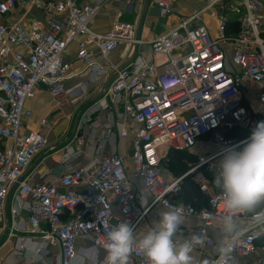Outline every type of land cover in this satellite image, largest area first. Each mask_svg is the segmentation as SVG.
I'll list each match as a JSON object with an SVG mask.
<instances>
[{
	"label": "built area",
	"instance_id": "1",
	"mask_svg": "<svg viewBox=\"0 0 264 264\" xmlns=\"http://www.w3.org/2000/svg\"><path fill=\"white\" fill-rule=\"evenodd\" d=\"M177 1L149 0L161 16H169ZM198 1L202 6L144 41L136 37V18L114 19L103 32L90 27L104 8L123 3L122 13L136 15L134 9L144 0L94 5L0 0V225L6 238L25 233L43 244L35 264H73L74 255L90 248L102 262L100 251L107 254L103 245L115 226L111 219L116 225L128 222L136 231L154 206H182L187 218L199 222L195 233L205 237L204 245H214L208 227L217 224L223 210L221 188L215 191L211 185L217 159L264 121V0ZM33 11L44 18L32 15L26 28L19 17ZM80 38L75 61L66 60L69 44ZM144 44L145 52L140 50ZM119 47V62L109 61ZM76 65L88 70L87 80L65 87L64 81L78 74ZM100 79L105 84L79 112L73 136L60 152L45 155L46 135L25 128V120L33 116L26 101L43 87L58 106L61 96L73 97L72 103L78 104L86 85ZM252 100L257 108L249 107ZM100 112H105L104 122L98 120ZM47 123V118L40 120L41 126ZM240 132L246 135H235ZM128 136L129 164L116 151L118 138ZM206 137L216 150L198 154L185 173L167 179L165 154L191 151ZM48 158L56 163L52 168L44 163ZM36 168H43L37 180ZM185 176L209 195L208 206L196 208L173 198ZM241 222L246 225L245 214ZM258 231H246L233 244V264H264V234ZM12 253L26 254L19 248ZM218 259L217 253L205 264H217ZM128 264H145L139 250Z\"/></svg>",
	"mask_w": 264,
	"mask_h": 264
},
{
	"label": "clouds",
	"instance_id": "2",
	"mask_svg": "<svg viewBox=\"0 0 264 264\" xmlns=\"http://www.w3.org/2000/svg\"><path fill=\"white\" fill-rule=\"evenodd\" d=\"M216 183L223 203L217 218L221 233L217 264H233V244L246 231L258 229V235L264 234V121L239 146L223 149ZM241 214L246 215V225H242ZM159 215L160 219L139 235L128 222L112 226L103 245L107 254L102 262L98 261L97 250L90 248L74 255L73 264H128L136 250L145 264H199L195 250L207 241L198 232L187 237L182 234L181 226L188 220L182 206L164 207ZM20 247L34 262L41 259L42 243L28 240Z\"/></svg>",
	"mask_w": 264,
	"mask_h": 264
},
{
	"label": "crops",
	"instance_id": "3",
	"mask_svg": "<svg viewBox=\"0 0 264 264\" xmlns=\"http://www.w3.org/2000/svg\"><path fill=\"white\" fill-rule=\"evenodd\" d=\"M78 4L80 5H94V4H99L103 2L104 0H76ZM144 3L141 7H136L135 14L132 13H123L120 14L119 12L124 10L125 5L123 3H117L113 4L110 7L104 8L102 12L97 14L95 18L90 22V27L97 32H103L107 30L111 24V22L114 19H118L121 21H128L132 22L137 19V25L139 21V17L141 14V11L143 9ZM175 8V7H174ZM121 9V10H120ZM184 12V11H183ZM182 12V13H183ZM18 12L14 13V17L16 18ZM185 14V13H183ZM32 15L36 17L39 20H43V15L40 12L33 11L27 16L19 17L21 22L26 28H29L31 20H32ZM127 17V19L132 18L131 20H124L123 18ZM159 18L162 20H159ZM168 20H175L173 17L170 16H161L158 9L150 4L148 6V11L145 17V21L142 27V30L140 32V37L144 41H149L150 39L154 38L158 34H162L163 32H166L169 30L175 23L168 24ZM161 21V28L158 29L159 22ZM137 32V30H136ZM83 38L73 40L66 52L64 53V58L66 60H71L75 61V54L78 48V43L82 40ZM147 45L144 44L140 47V50L145 52L147 49ZM121 52V47H119L117 50L112 52L109 56V61L118 63L119 62V54ZM77 66V65H76ZM77 72L78 74L70 79H67L64 81L65 87H70L78 82H85L87 80V73L88 70L82 68L80 65L77 66ZM105 81L103 80H93L89 84L86 85L85 87V98L83 101L78 104H73V97H65L61 96L58 98L60 100V105H56L54 98L49 94V92L43 88L40 87L37 91V94L35 95L34 98L29 99L26 101V107L31 109L33 111V116L29 119L25 120V128L26 129H41L43 133L46 135L47 139L51 136L55 137H62L70 128L71 132H75L77 128V123H78V117H79V112L82 111L88 103L96 99L97 95L101 92V89L104 86ZM249 107L257 108V103L255 101H251L249 104ZM78 112V114H77ZM99 122H104L106 120L105 118V112H100L99 115L97 116ZM42 118H47L48 123L47 125L41 126L40 120ZM134 125L130 123L128 127H133ZM241 132L238 134L240 135ZM54 137V138H55ZM56 143V141H55ZM51 144V145H50ZM54 144V143H53ZM55 148L49 149L47 148V152H45V155L47 154H53L55 152H60V148H58L57 144ZM52 146V143L48 144V147ZM216 150L215 144L212 142L210 137H206V142L205 143H198L191 151H188L189 154L198 156L199 155H206L209 154L213 151ZM116 151L124 155L126 157V162L128 163L129 161V154H130V137L128 136L127 138H118L117 144H116ZM222 156L217 159V162H220ZM45 165L47 167L52 168L53 166L56 165L54 160L52 158H48L47 160L44 161ZM129 164V163H128ZM43 168H36V171L34 172V179L37 180L36 174L37 172H40ZM174 175L171 174H166L165 177L167 179H172ZM175 177V176H174ZM211 180H212V189L217 191L220 189V187L217 186L216 183V176L215 174H211ZM183 183V181L181 182ZM182 186V184H181ZM182 188H180L181 190ZM179 193V192H178ZM173 196V198L176 201L182 202L184 200V197L188 199L189 201L193 202L196 207L203 208L206 207V200H202L203 197H209L207 193H202L207 196H180L178 195ZM208 199V198H207ZM116 209V207H115ZM164 208L162 206H154L149 212L147 213V216L145 220L138 225L136 228V234L139 235L140 233L144 232L147 227L151 226L154 222L158 221L160 219V212L163 211ZM188 220L184 225L181 226V232L182 234L187 237L191 234L195 233V228L198 226L199 222L196 221L194 218H187ZM208 231L212 239L215 241L214 245L212 247L203 245L201 247H198L195 250V255L199 261V264H205L207 259L210 258L211 256H214L217 254V245L218 241L221 238V233L217 227V224H213L208 227ZM21 236H10L6 238L5 234V228L0 225V264H35L33 260H31V257L22 253V254H13L12 252H15L16 249H21L20 245L21 242L24 241H34L38 242L37 238H34L30 234H20ZM2 238V239H1ZM79 244H86V241H79ZM53 250V251H52ZM51 253L57 254V249L52 248ZM100 258L105 257V251L101 250L99 254ZM57 261L54 260V264Z\"/></svg>",
	"mask_w": 264,
	"mask_h": 264
},
{
	"label": "rangeland",
	"instance_id": "4",
	"mask_svg": "<svg viewBox=\"0 0 264 264\" xmlns=\"http://www.w3.org/2000/svg\"><path fill=\"white\" fill-rule=\"evenodd\" d=\"M200 6H202V2H199L198 0L196 2H193V0H178L175 3L174 10L171 11L169 16L173 17L178 22L183 17V15H185V14H187L193 10H196ZM182 12L185 14H183ZM123 13H125V12H123ZM123 13L121 12L122 16H123ZM123 19L124 20H131L132 18L127 19V17H124ZM159 20H161V19L159 18ZM161 21L159 22L158 29L161 28ZM172 23H176L175 20H172V21L168 20V24H172ZM70 128H71V126H70ZM70 128H68L67 132L61 138L55 137V136L49 137L48 142L52 143V145L57 144L58 148L62 147L63 144L65 143V140H69L73 136V132H71ZM55 141H56V143H55ZM169 152L170 151H168L165 154L164 158L162 159V168L164 170H166L169 174L173 173L175 177L181 176L183 173H185L189 168H191L197 162V156L187 154V157L190 159H188V161H185L186 163H184L182 165L181 164L175 165V163L171 159L172 163L167 164L166 162L170 158ZM178 155H179V153H178ZM176 156H177V154H173V157H175V159L178 160Z\"/></svg>",
	"mask_w": 264,
	"mask_h": 264
},
{
	"label": "trees",
	"instance_id": "5",
	"mask_svg": "<svg viewBox=\"0 0 264 264\" xmlns=\"http://www.w3.org/2000/svg\"><path fill=\"white\" fill-rule=\"evenodd\" d=\"M238 134L239 133H236L235 135H237L240 138L241 137H244L246 135L245 132H241L240 135H238ZM169 153H170V158H169V160H167V162H166L167 164L172 163L171 162V159H172L173 162L175 163V165H177V164H181L182 165V164L186 163L185 161H188V159H190V158L187 157V154H189L188 151H185V150L184 151H174V150H171ZM178 153H179V155H178ZM173 154H177L176 157H177L178 160H176L175 157H173ZM182 181H183V183H181L182 186L180 185V188H182V189L179 190L178 195H180V196H198V197L200 196V198L202 196H207L205 194H202L199 191L198 187L195 186L192 183V181H191V179L189 177L184 178ZM207 198L206 197H203L202 198V200H204V199L206 200V206H208V199ZM182 202H191V201H189L188 199H186L184 197V200H182ZM191 203L195 206V204L193 202H191ZM196 208H199V207H196ZM260 241L261 242H264V235L262 236V238L260 239Z\"/></svg>",
	"mask_w": 264,
	"mask_h": 264
},
{
	"label": "water",
	"instance_id": "6",
	"mask_svg": "<svg viewBox=\"0 0 264 264\" xmlns=\"http://www.w3.org/2000/svg\"><path fill=\"white\" fill-rule=\"evenodd\" d=\"M148 6H149V0H144V6H143V9L141 11V14H140V17H139V21H138V25H137V32H136V37L139 38L140 37V32L142 30V27H143V24H144V21H145V17H146V14H147V11H148ZM78 114V112H77ZM49 149H52V148H55V145H52V146H49L48 147ZM44 155V152L40 153L38 156H36V158L34 159V162L32 163V165L36 164V162L40 159V157H42ZM29 166V168H27V171L32 167ZM187 176L183 177L186 178ZM111 223L113 225H116V221L114 219H111Z\"/></svg>",
	"mask_w": 264,
	"mask_h": 264
}]
</instances>
